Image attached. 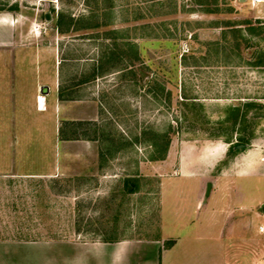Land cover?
<instances>
[{
  "label": "rangeland",
  "instance_id": "374dc122",
  "mask_svg": "<svg viewBox=\"0 0 264 264\" xmlns=\"http://www.w3.org/2000/svg\"><path fill=\"white\" fill-rule=\"evenodd\" d=\"M58 11L74 18L62 32ZM0 14L16 20L0 33L16 38V66L38 58L41 84L58 82L79 101L67 113L81 118L63 125L77 139L58 145L60 172L51 171L55 141L0 138V240L27 242V254H16L26 264H56L63 238L155 236L160 196L174 215L172 186L196 181L176 174L180 153L198 157L223 140L222 162L243 148L264 155V0H0ZM256 20L254 34L247 22ZM156 133L169 142L163 158L149 159ZM254 185L263 264V168Z\"/></svg>",
  "mask_w": 264,
  "mask_h": 264
},
{
  "label": "crops",
  "instance_id": "0c3cea01",
  "mask_svg": "<svg viewBox=\"0 0 264 264\" xmlns=\"http://www.w3.org/2000/svg\"><path fill=\"white\" fill-rule=\"evenodd\" d=\"M15 23L11 16L0 14V33L1 25L10 27ZM16 43L12 35L7 41L0 39V138L55 141L50 155L53 159L51 171L60 172L59 159L64 152L58 145L70 138L77 139L67 137L63 125L81 119L74 114L70 116L65 108L73 107L77 112L79 101L59 97L58 82L52 88L41 84L44 73L39 59H34L32 54L29 55L30 65L20 63L16 66L21 61L15 50ZM58 63L53 55L51 72L47 73L53 79L60 72ZM42 85L47 87L45 92L40 91ZM37 90L42 93L41 100ZM202 146L198 157L180 153L176 174L194 176L196 181L189 186L178 183L172 186L173 205L177 210L174 215L164 212L160 196L155 236L59 239L56 241L59 245L56 264H256L258 231L253 189L257 170L264 169V155L243 148L222 162L223 140L206 142ZM220 162L222 165L212 174L213 166ZM185 188L190 191V197H181L187 193L186 190L180 193ZM225 220L231 223L225 224ZM258 230H263V224ZM167 239L171 242L163 244ZM29 246L27 242L0 240V264H26ZM17 249L26 253L23 260L16 258ZM233 250L237 255H233Z\"/></svg>",
  "mask_w": 264,
  "mask_h": 264
},
{
  "label": "trees",
  "instance_id": "16d2710c",
  "mask_svg": "<svg viewBox=\"0 0 264 264\" xmlns=\"http://www.w3.org/2000/svg\"><path fill=\"white\" fill-rule=\"evenodd\" d=\"M64 18H67L68 22H72L74 19L71 15H66L63 11H58L56 14V17H55L54 25H55L56 29L60 32L66 30L67 26H68V25H66L65 28L62 27V23L64 22ZM256 21H257L256 23H251V22L248 23L246 21L247 22V28H248L249 32L254 33V34H256L259 30H261L260 20H256ZM71 28H74V26H72ZM234 28H235V30H239V27H234ZM256 51L258 52V55H257V59H255V61L253 63L254 64H261V63H259L260 62L259 54L261 52L263 53V51L262 50H256ZM111 52H114V50H111ZM58 95H59V97H62V93L60 90L58 91ZM66 122L67 121H63V123H66ZM59 130L62 131V128L61 129L59 128ZM156 137L162 140L161 145L159 148L155 147L156 153L155 154L152 153L149 156V159L163 158L165 155V151H166V148H167V145L169 142V137L167 135L166 136L164 135V137H163V134L156 133V136H154L152 139V144L155 146H156V142H157Z\"/></svg>",
  "mask_w": 264,
  "mask_h": 264
},
{
  "label": "water",
  "instance_id": "95a60500",
  "mask_svg": "<svg viewBox=\"0 0 264 264\" xmlns=\"http://www.w3.org/2000/svg\"><path fill=\"white\" fill-rule=\"evenodd\" d=\"M46 89H47L46 85H42L41 88H40V91H41V92H45ZM240 145H241V144H240ZM208 185H209V184H208ZM262 209L264 210V205H263Z\"/></svg>",
  "mask_w": 264,
  "mask_h": 264
},
{
  "label": "bare ground",
  "instance_id": "6f19581e",
  "mask_svg": "<svg viewBox=\"0 0 264 264\" xmlns=\"http://www.w3.org/2000/svg\"><path fill=\"white\" fill-rule=\"evenodd\" d=\"M42 99V96H39V100H41Z\"/></svg>",
  "mask_w": 264,
  "mask_h": 264
}]
</instances>
